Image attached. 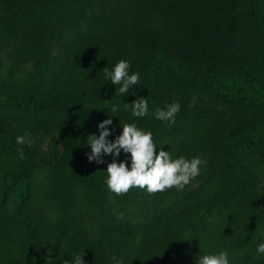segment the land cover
<instances>
[{
    "label": "trees",
    "instance_id": "16d2710c",
    "mask_svg": "<svg viewBox=\"0 0 264 264\" xmlns=\"http://www.w3.org/2000/svg\"><path fill=\"white\" fill-rule=\"evenodd\" d=\"M120 60L140 74L126 95L104 73ZM177 101L171 127L155 118ZM106 119L110 140L135 123L207 164L183 190L116 195L114 157L87 158ZM262 242L264 0H0V264H264Z\"/></svg>",
    "mask_w": 264,
    "mask_h": 264
},
{
    "label": "clouds",
    "instance_id": "9594fccd",
    "mask_svg": "<svg viewBox=\"0 0 264 264\" xmlns=\"http://www.w3.org/2000/svg\"><path fill=\"white\" fill-rule=\"evenodd\" d=\"M131 63L120 60L111 72L104 68L105 78L110 79L116 88L115 95H126L129 89L140 81V74H130ZM130 106L134 117L142 118L149 114V106L146 98H137ZM181 105L179 101L169 104L165 109L157 108L153 115L156 119L166 122L169 127L175 123V117L179 113ZM118 111L114 105L111 109ZM111 119L103 120L98 124L99 135H89L87 138L91 152L87 154L89 162L104 164L105 155L113 156L112 162L107 164L108 178L106 183L111 192L116 195L128 193L132 188L146 189L149 193L163 192L166 189L176 188L183 190L192 179L200 175L201 169L207 164L200 157L188 159L184 156L173 159L171 151H165L160 147L157 154V144L154 143L153 134L140 129L135 123L124 124L122 133L110 140L112 134ZM17 144L33 145L28 133L16 138ZM160 146V145H159ZM127 156L130 154L131 167L129 169L128 159L119 161L121 152ZM20 159L24 154L20 153ZM257 258L264 254V242L259 243L256 248ZM63 264H85L84 256L77 255L71 260H64ZM123 264V261H117ZM198 264H230L229 253L222 251L218 254L204 255L198 258Z\"/></svg>",
    "mask_w": 264,
    "mask_h": 264
},
{
    "label": "rangeland",
    "instance_id": "374dc122",
    "mask_svg": "<svg viewBox=\"0 0 264 264\" xmlns=\"http://www.w3.org/2000/svg\"><path fill=\"white\" fill-rule=\"evenodd\" d=\"M45 148H46V146H45Z\"/></svg>",
    "mask_w": 264,
    "mask_h": 264
}]
</instances>
